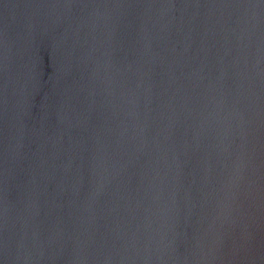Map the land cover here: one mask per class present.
<instances>
[{
	"label": "water",
	"instance_id": "obj_1",
	"mask_svg": "<svg viewBox=\"0 0 264 264\" xmlns=\"http://www.w3.org/2000/svg\"><path fill=\"white\" fill-rule=\"evenodd\" d=\"M0 264H264V0H0Z\"/></svg>",
	"mask_w": 264,
	"mask_h": 264
}]
</instances>
